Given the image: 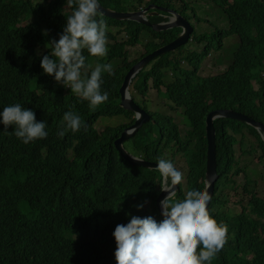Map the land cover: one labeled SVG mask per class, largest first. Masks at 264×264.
<instances>
[{
    "label": "trees",
    "instance_id": "16d2710c",
    "mask_svg": "<svg viewBox=\"0 0 264 264\" xmlns=\"http://www.w3.org/2000/svg\"><path fill=\"white\" fill-rule=\"evenodd\" d=\"M98 2L116 11L140 9L126 8L124 0ZM210 2L228 23L225 30L215 28V47L231 35L238 41L228 67L204 77L198 74L200 54L187 53L178 61L166 53L152 60L146 71L144 68L136 75L137 82L131 83L141 102L134 94L132 99L150 119L124 145L145 161L157 162L165 159V154L171 155L172 163L178 154L184 158L185 170L176 167L185 175V182L176 191L178 200L189 190L204 188L205 118L210 111L231 109L264 125V0ZM148 5L176 11L193 28L190 41L204 42L203 34L197 33L191 22L199 23L200 19L186 0H147L144 6ZM76 6L75 0L71 7L66 0L39 4L0 0V113L18 103L32 110L37 122L45 121L48 133L46 138L24 144L14 134L15 125L5 129L0 123V264H116L113 232L117 225H126L132 216H152L157 222L163 219L155 205L161 192L159 172L132 166L115 150L113 142L134 121L133 113L119 105L118 90L126 71L141 57L174 40L180 29L154 32L136 22L117 21L98 13L95 19L105 22L107 36L111 37L112 28H125L128 37L109 44L106 60L122 59L124 63L114 75L101 73V92H108V100L92 109L89 101L57 83L40 67L42 57L51 56L52 49L39 50L59 39ZM66 7L69 12L64 11ZM155 11L157 15L148 17L151 23L169 17ZM31 16L34 20L29 22ZM142 33L150 38L144 45L145 53L128 62L123 58H127L125 47L138 45ZM209 49L206 45L202 52L206 55ZM82 54L87 70L95 56L86 49ZM182 61L193 68L177 71ZM166 69L173 77L168 82L164 80ZM91 71L87 70V75ZM150 81L172 110H182L188 127L184 137L171 116L150 111L143 102ZM68 111L81 118V129L59 137ZM112 117H125L129 122L98 129L99 119ZM153 125L154 132H148ZM214 129L218 179L208 211L217 223L227 225L228 232L223 248L205 264H264V196L248 190L250 181L239 187L234 179L246 173L247 166H239L234 145L238 144L241 155L248 156L250 162L256 150L260 152L258 159L264 158V141L255 129L236 120L216 119ZM149 133L154 138L151 141ZM244 134L255 140L248 148ZM141 139L145 143L138 146ZM238 187V196L245 199L235 200L240 205L237 213H228L229 192H238ZM137 205L143 207L138 210Z\"/></svg>",
    "mask_w": 264,
    "mask_h": 264
},
{
    "label": "clouds",
    "instance_id": "9594fccd",
    "mask_svg": "<svg viewBox=\"0 0 264 264\" xmlns=\"http://www.w3.org/2000/svg\"><path fill=\"white\" fill-rule=\"evenodd\" d=\"M75 3L77 6L67 17L66 26L58 41L52 40L48 44L52 49L51 56L44 55L40 61V67L45 74L54 76L57 83L70 88L72 93L83 100L89 101L90 107L95 109L108 100V92H101V73L107 72L109 75H114L113 67L111 64H97L90 76L86 72L82 76V70L86 67L82 50L86 49L92 56H105L108 51L107 25L103 20L95 19L99 12L98 0H75ZM68 5L71 7L73 0H68ZM129 95L131 97V93ZM144 111L148 114L146 110ZM63 120L65 124L57 133L59 137H63L69 130L77 132L81 129V118L73 112H65ZM0 123L5 129L15 125L14 134L24 144L46 138L48 135L45 131V121L37 122L34 112L22 108L18 103L3 109L0 113ZM124 143L122 146L128 152ZM134 156L136 157L133 159L137 161L142 159L141 156ZM156 171L161 176L160 190L166 193L160 201L163 219L157 222L152 216L144 218L132 216L126 225H117L113 232L116 264H205L210 262L223 248L228 232L227 225L217 223L209 214L207 206L211 199L210 194L206 189H194L187 191L184 198L178 200L176 186L183 179L182 173L166 159L157 161ZM136 207L139 210L143 205Z\"/></svg>",
    "mask_w": 264,
    "mask_h": 264
},
{
    "label": "rangeland",
    "instance_id": "374dc122",
    "mask_svg": "<svg viewBox=\"0 0 264 264\" xmlns=\"http://www.w3.org/2000/svg\"><path fill=\"white\" fill-rule=\"evenodd\" d=\"M30 1L34 4L36 3L39 4L43 2L50 3L51 0H46V2L45 0H30ZM124 1H125V5L124 4L123 5L126 8H131L132 6H135V7H140V9L144 8L145 3L147 2V0H124ZM66 2H68V0H66ZM186 2L189 3V6H191L190 8L194 10L195 15L200 19L199 23L194 22L193 19L191 20V22L194 25L195 30L198 29L197 33L203 34L204 42L202 41L200 44H198L196 42L190 41V42H187L186 45H183L177 48L173 52H168L167 54H169L170 56L173 55L174 57L176 56L175 58L179 61L180 59L182 60L184 56L186 57L187 53L191 54L193 52H196L200 54L199 59L201 63L198 69V74L200 76L205 77V76L219 74L223 72L232 61L233 53L235 49L237 48L236 46L238 44V41L235 38L236 36L231 35L227 38L222 39V45L220 47H215V44H216V41L214 39V37L216 36L214 32L215 28L217 27L219 28V30H225L228 28V23H227V20L224 14L217 6L211 3L210 0H186ZM64 11L69 12V8L66 7ZM128 11H131V9ZM31 17L32 19L30 18L29 22H32L34 20V17L33 16ZM109 32L111 34V37L106 35L107 49L109 48V44H112L114 40L120 42V41L126 40L128 37V30L125 28L123 29L112 28L109 30ZM149 39H150L149 34L142 33L139 36L138 45L136 44L132 47L130 46L125 47L128 59L126 58L125 55H123V58L125 60L130 61V60H134L135 58L139 57L145 51L144 45ZM206 45L210 49L205 55L202 51L204 50V47ZM49 47H50L49 45L43 46L39 50V53H42L43 51H45V49ZM106 56L107 54L103 57L95 56L94 58H92L89 61V65H88L89 69L87 70H94L97 64H101V65L111 64L113 67V71H115L117 68H119L124 63V62L122 63V59H112L111 61H107ZM179 66L180 68L177 71L179 70L185 71L187 69L193 68L192 65L191 66L187 65L186 61H182L179 64ZM148 68L149 67L145 68L144 71H146ZM87 70L84 69L83 71L87 73ZM164 73L166 75L164 80L167 82L171 81L173 78L171 75V70L166 69L164 70ZM137 80L138 79L132 80L133 85L137 82ZM151 84L152 82L150 81L148 89H147V94L143 102L146 103L147 108L150 111L156 110L162 115L171 116L178 127L180 136L184 137V135L186 134L188 130V127L186 124V120L184 116L182 115V110H176V109L172 110L167 105V102H165V98L161 94L159 95L157 90L154 89ZM253 84H254V87L256 88L257 87L256 84L254 82ZM161 89L163 90L164 88L162 87ZM130 93L134 94V91L132 89V84L130 86ZM134 95H135V99L141 102L140 96L137 94H134ZM98 121H99L98 129L102 130L105 126H117L118 124H124V123L127 124L126 122H129V119H126L125 117H112V118H101ZM154 129H155V126L153 125L152 128L148 129V132H151V131L154 132ZM152 136H153L152 134L150 133L148 134V137L150 139L149 141L154 139ZM145 137L147 138L146 135ZM238 139H240V137H238ZM251 142L252 143L255 142L254 138L253 137L251 138L245 135L246 148L249 147V143ZM144 143L145 141L141 139L138 143V146H141ZM124 147L126 148V145H124ZM127 148H129V145H127ZM234 151H235V158H237V160L239 159V166L243 167L247 164L246 173L241 172L240 174L234 176L236 183L238 184L239 187H241L247 181H250V184L248 185V190L256 192L257 195L259 194V196L263 197L264 196V158L258 159V157L260 156V152L256 150L253 152L252 154L253 156L251 155V159L249 162V160H247L248 156L246 157V155H241V149L239 148L238 144L234 145ZM164 157L166 160L170 161L171 155L165 154ZM174 160L176 161L173 163L175 167L179 168V166H181L182 169L185 168L184 158H182L180 154L175 156ZM183 177H185L184 174H183ZM181 182L182 183L185 182L184 178L182 179ZM238 193H240V188L238 189V192H235V191L229 192L228 198H229L231 205L229 206L230 209L227 210L229 211L228 213L235 214L240 209V205L235 203V200L240 199V198L241 199L242 198L245 199V198L238 196Z\"/></svg>",
    "mask_w": 264,
    "mask_h": 264
},
{
    "label": "water",
    "instance_id": "95a60500",
    "mask_svg": "<svg viewBox=\"0 0 264 264\" xmlns=\"http://www.w3.org/2000/svg\"><path fill=\"white\" fill-rule=\"evenodd\" d=\"M98 4H99L98 13L104 17H109L117 21H133L138 24L149 27L154 32L168 31L175 28L181 30V32L174 40L160 46L159 48L155 49L149 54H146L145 56L141 57L136 63H134L129 68V70H127L119 89L120 107H122L125 110L132 111L135 115L134 118L135 120L133 125L125 129L121 133L120 137L114 141L115 149L119 152L121 157L124 158L132 166H138L146 169L156 170L157 162L145 161L144 159L137 161L133 159L136 156L129 154L122 146V144L126 140L131 138L136 133V131L142 126V124L148 122L149 120L148 114L143 109H141L130 97L129 87L132 80L136 77V75L141 70H143L152 60L168 52H173L174 50H176L177 48L183 45H186L187 42L190 41L193 28L190 22H188L179 13H177L172 9L158 8L153 5H148L139 10L116 11L102 6L99 2ZM155 10L165 12L169 14V17L167 18L166 21L151 23L148 20V17L157 15L158 13ZM219 118L231 119V120H236L240 123H245L246 125L255 129L261 135V138L264 141V125L259 122H256L253 119H250L244 114L233 111L231 109L213 110L207 114L205 118V137H206L207 148H206V166H205L203 190L206 189L211 197L213 195L214 185L218 179L214 121ZM177 189H178V185L176 186V191ZM165 195L166 193L161 191L155 202V205L158 211L160 212V214L162 211L160 206V201L165 197ZM209 204L210 201L207 207H209Z\"/></svg>",
    "mask_w": 264,
    "mask_h": 264
},
{
    "label": "flooded vegetation",
    "instance_id": "af4514ba",
    "mask_svg": "<svg viewBox=\"0 0 264 264\" xmlns=\"http://www.w3.org/2000/svg\"><path fill=\"white\" fill-rule=\"evenodd\" d=\"M180 32H181V30H180ZM179 32V33H180ZM178 36V35H177ZM145 53V51L142 53V55ZM136 59V58H135ZM133 60H130V61H128V62H132ZM142 109H144V108H142ZM145 110V109H144Z\"/></svg>",
    "mask_w": 264,
    "mask_h": 264
}]
</instances>
